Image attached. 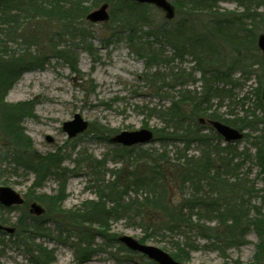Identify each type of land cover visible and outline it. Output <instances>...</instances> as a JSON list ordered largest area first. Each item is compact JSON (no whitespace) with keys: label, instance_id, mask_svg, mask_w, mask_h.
I'll use <instances>...</instances> for the list:
<instances>
[{"label":"rangeland","instance_id":"374dc122","mask_svg":"<svg viewBox=\"0 0 264 264\" xmlns=\"http://www.w3.org/2000/svg\"><path fill=\"white\" fill-rule=\"evenodd\" d=\"M65 1L69 3L65 4L68 8L70 5L75 7V3L70 4L71 0ZM169 1L174 5V16L170 20L153 5L134 7L136 12L145 11L147 18L137 23L136 32L132 34L128 33L126 24L119 22L122 17L119 8L126 5L122 0H82L81 4L88 7V11L82 19L74 16L76 22L72 25L76 28L71 32L55 17L44 18L42 11H38L36 18L20 21L21 41L2 44L3 48L36 53L43 60L41 66L30 64L21 72L8 89L4 102H26L31 108V115L21 121L23 132L29 139L28 154L56 153L59 163L54 173L39 186H33L34 174L10 160L11 146L0 130V149L6 152L5 160L0 161V186L10 187L24 199L18 208L0 205V224L14 229L10 234L0 232V264H36L35 253L26 250L36 246L50 250L52 261L49 264H157L118 242L117 237L122 235L138 240L143 238V243L158 247L172 257L178 254L176 260L182 264H255L263 261L264 251L259 250L257 244L264 234L260 236L254 226L245 228L242 243H230L229 236L220 231L223 226L219 225L218 219L213 214H206L210 211L205 212L200 205L184 207L186 203L183 202L192 194L202 196L204 200L201 202L213 201L211 197L217 194L215 180L229 183L236 173L242 178L241 183L237 191L229 193L230 196L237 202L243 201L248 217L255 215L252 205H258L264 211L260 198L264 193V172L255 157L256 147L252 145L264 141V124L258 121L263 119L264 122V102L261 99L264 69L250 66L251 56L244 57L248 62L246 71L242 73L240 69H234L230 70L228 78H212L210 84L215 91L211 90L205 101L202 92L206 93L210 84H204L190 48L186 47L182 55H175L177 52L166 43L160 31L173 30L185 16L182 7L174 0ZM102 3L108 4L109 19L104 22L87 20L86 14ZM215 5L217 12L230 18L244 9L236 0H218ZM42 7L46 8V5ZM260 12L264 17V5L255 8L253 3L250 14ZM242 17L243 27L250 30H245L242 36L249 42L250 34H255L256 46V35L264 31L256 20ZM192 18L199 20L194 21L198 25L196 31L203 30L206 23L202 21V15ZM247 33L250 36H245ZM129 38H134L135 45ZM217 43V56L221 58L218 68H225L236 53L229 44L219 39ZM145 45L147 50L141 49ZM54 47L61 52L57 53ZM243 51H248L247 48H242L241 54L249 56V52ZM152 52L161 56H157L156 64H145V56ZM258 53L261 54L259 50ZM67 54L76 60V64L67 62ZM248 71L251 72L247 74ZM175 73H179L177 79L173 77ZM187 91L195 97V102L199 100L200 103L202 113L193 118L198 125L201 124L199 118L212 119L209 116L212 114L235 128H239L241 119H250V125L243 127L241 139L226 143L208 125L198 127L187 121L191 128L201 130L200 134L208 138L213 167L205 174L206 179L198 183L194 181V187L170 177L168 184L162 181L166 194L162 205L173 211L184 207L182 212L186 217L179 221L180 227L167 230L160 227L162 209L146 200H153L158 195H148L151 188L143 185L127 187V184L132 180L130 177L151 175L153 162L173 168L171 164L177 163L179 155L197 161L204 146L196 142L185 145L177 139H160L163 132L172 130L163 115L164 109L169 107L173 97L178 98ZM188 106L186 108L190 110V104ZM75 113L88 122V127L74 137H68L62 130V122L71 120ZM140 128L150 129L156 138L131 147L109 141L120 131ZM179 133L190 136L189 133ZM47 136L52 141H48ZM221 148L225 151L219 154ZM233 156L226 168L224 163ZM96 161L100 164L94 167ZM232 165L235 170L229 169ZM51 169L53 172L54 168ZM197 187L198 192L194 190ZM55 196H60L61 200L52 205L50 199ZM95 201L104 203L106 211L124 202H134L131 206L134 210L114 214L105 212L100 219L83 223L92 233L91 238L94 237L93 249L87 260L78 263L75 243L77 234L84 228H73L79 226L72 216L74 218L75 212H81L84 205ZM31 202L44 209L38 217L45 224L34 232L30 231L31 228L26 232L23 231L25 227L16 224L15 220L26 215L27 225L35 223L32 217L37 215L28 211ZM221 204L222 201L220 207Z\"/></svg>","mask_w":264,"mask_h":264},{"label":"trees","instance_id":"16d2710c","mask_svg":"<svg viewBox=\"0 0 264 264\" xmlns=\"http://www.w3.org/2000/svg\"><path fill=\"white\" fill-rule=\"evenodd\" d=\"M97 1L98 0H96V2ZM122 1H124L126 5L124 7L120 6L119 8V13L122 16H120L121 20L119 22L126 24L128 26V33L132 34L134 31L136 32V26L138 25L137 23L141 22V19H146L147 16L145 11L136 12L134 10V7L140 6L138 3L130 0ZM217 1L218 0H174L175 4L183 8L185 16L173 30L160 29L166 43L172 46L173 49H175V52H177L175 55H182L186 47L190 48V54L193 56L194 62L201 72L202 80L204 81L205 85L207 82L209 85L212 82V78L230 77V70L240 69L242 73L245 72L247 69L246 64H248V62L246 61L247 58L244 57L249 58L251 56V62L249 63L250 66L257 65L264 69V56L258 53V48L254 45L255 34H250L251 40L249 42L245 40L246 38H244V36H242V33L245 30L250 32L249 29L244 28L242 25V15L244 17L248 16L251 19L256 20V23H259L257 25H260L261 29H263L262 31H264L263 14L261 12L256 13L257 15H253L252 13L250 14L251 5L254 3V7L257 8L259 5H264V0H236L239 3V6H243L244 9L242 13L234 15L231 18L223 17V13L217 12L218 10L216 9L215 5ZM63 2L64 4H62ZM66 3L68 2L65 0H0V130L3 136L9 140L8 145L11 146L10 160L14 162L16 166H21L34 174V181L32 182L33 186H39L49 174L54 173L56 169H58L57 167L59 163V157L56 153L40 155L32 152L28 154V150H30L29 139L23 132L21 121L23 118L31 115V108L26 102L6 104V102H4V97L8 89L24 69H27L30 64L41 66V64H43V60L41 56L36 53H29V51H26L25 49L20 51L16 49L3 48L2 44H7L11 41L15 42L18 39L21 41V36L19 34L21 26L20 21L23 18L26 20H32L36 18L35 13H38V11H42L44 18L51 16L55 17L58 21L64 23V28L66 30L71 32L72 29L76 28L74 25H72L76 22L74 16L76 15L78 18L82 19L84 14L88 11V7L81 4L82 0H71L70 4L75 3V7L70 5L68 8L65 5ZM59 4L62 6H59ZM43 5H46V8L42 7ZM195 15H202V21L206 23L203 30H201L202 32L196 31V27L198 25L194 21L199 20L192 18V16ZM68 25L72 27H69ZM248 35L249 33H247L245 36ZM129 39L135 45L134 38ZM218 39L221 42L229 44L233 49L234 54L236 53L235 57L230 60V64L225 68H218L219 64H217L221 61V58L217 56ZM146 47V45L142 46L141 49L147 50ZM242 48L248 49V51L243 52H249V56H246V53L245 55L242 53V57ZM55 51L57 53L61 52L56 48ZM152 53L153 54L149 53L145 56V64H156L157 58L161 56V54L155 52ZM67 57V62L69 64H76V60L73 57H69L68 54ZM250 72L251 71H248L247 74ZM208 74L210 76L206 78V75ZM177 76L179 77V73L173 77L177 79ZM211 90L214 89H212L210 84V86L205 89L206 93L202 92V98L205 99V101H207L206 99L211 93ZM189 94L190 92L187 91L181 93L178 98L173 97L169 107L164 109L163 115H165V119L168 121L166 122L169 124L172 130L170 132H163L162 138L160 139H167L171 141L177 139L185 145L191 142H196L201 146H204L197 161L191 160V157L179 155L176 159L177 163L171 164L173 165V168L167 166L164 167V164L152 161L153 168L151 169V175H143L141 178L130 177L132 180L128 182L127 187L130 185L138 186V184H140L147 189L151 188L147 193L148 195H152L154 193L158 195L157 197L153 198V200H150L151 198L149 200L147 198L146 200L150 205H155V207L162 209L163 221H161L160 224L162 229L172 230L180 227L182 224H180L179 221H184L186 218L185 214L182 212L183 208L187 205H200L203 210H205V212L210 211L206 214H213L214 217L218 219L219 225L223 226L220 231L229 236L230 243H242L243 240L241 238L243 237V232L245 228L250 225L254 226L258 234L262 236V234H264V211L261 210L260 206L252 205V208L255 210V215L253 218L248 217V214L244 212V207H246V205L242 204L243 201L240 200L237 202L238 200L234 197L232 198L229 194L237 191L241 183L240 179L242 178H239L236 173L233 177L234 180L229 183L215 180L214 190L217 194L214 197H211L213 201L205 200L204 202H201L204 200L201 198L202 196L196 197L194 194H192V197L184 199L183 204L186 203L184 207H180L179 209H176V211L166 209V205H162V201L166 199L162 181L164 184L165 182L168 184V177H170V179L172 178L181 183L188 182L194 187V181L198 183L201 180L206 179L205 174H208L213 167L212 161L214 158L212 157V152L208 150L207 147L209 144V140H207L208 138L206 135L200 134L201 130L197 131L193 127L191 128L190 124L187 122L190 121L195 123L193 118L202 113V110L199 108V100L198 102H195V97ZM189 104L191 109L187 110L186 106ZM209 116L212 119L226 123L225 119H219L214 114ZM241 120L242 123L238 125V129L241 130L243 127L250 125V119L247 121H245V119ZM258 121L260 124H264L263 119H259ZM194 125L200 127V125L197 123ZM179 132L187 134L189 133L190 136H185ZM155 138L156 136L153 137V140ZM252 145L256 147L257 152L255 157L257 159L258 165L264 172V141L262 140L256 143L253 142ZM223 151H225L224 148L218 150L219 154H222ZM5 154L6 152H3L2 149H0V161L5 160ZM158 155L160 156L162 154ZM161 158L162 157H160V160ZM233 159L234 156L233 158H230L229 161L224 163L226 168L231 164ZM99 164L100 161H96L94 167L99 166ZM51 168H54L53 172ZM229 169L235 170V166ZM155 174H159L160 176ZM194 190H197L198 192L199 189L197 187V189L195 188ZM244 193L246 194V192ZM99 198L101 201L102 197L100 195ZM260 198L261 204L264 206V193L260 194ZM154 199L157 200V202H155L156 204H154ZM60 200V196H55L54 198L50 199V203L53 205L55 201L58 203ZM117 200L118 198L115 199L114 202ZM220 201H222L221 207L219 206ZM133 204L134 202H124L123 204H119L116 207L111 208V210L106 211L104 210V203H100L99 201L89 202L87 205H84L81 212L74 213V218L71 215L74 223L78 224L79 226L78 228H73L78 230L80 228H84L81 229L77 234V242L75 243L76 247L74 253L78 263H82L83 261L87 260L91 256V249H93L92 244L94 237L91 238L92 233L85 229L86 227L83 225V223H90L96 218L100 219L99 217L105 212H111L113 214L119 212H132L134 210V208H131V206H134ZM141 205L142 203H140V206ZM10 208H18V206ZM68 216L69 215H67V217ZM24 217H26V215ZM24 217H17V220H15L16 224L25 227L23 231L27 232L28 229L31 228L32 230L30 231L34 232L38 229H41L45 224L38 216H33L32 219L35 221V223L32 226L31 224L27 225ZM139 241L144 242L145 240L142 238ZM257 248L261 251H264V236L263 238L261 237V240L257 244ZM26 250L29 253H35V259H37L35 260L36 264H49L50 261H52V254L50 253V250H47L41 246H36L31 249L26 248ZM173 258H179V255L176 254V256ZM262 260L264 261V258H262Z\"/></svg>","mask_w":264,"mask_h":264},{"label":"water","instance_id":"95a60500","mask_svg":"<svg viewBox=\"0 0 264 264\" xmlns=\"http://www.w3.org/2000/svg\"><path fill=\"white\" fill-rule=\"evenodd\" d=\"M138 3L152 4L156 8L160 9L166 19H171L174 16V6L168 0H133ZM107 3L101 4L98 8L88 12L86 19L91 22H104L109 18L107 12ZM257 48L264 56V33L261 32L256 37ZM261 99L264 102V87L261 92ZM201 124L210 125L217 134H219L224 141H235L241 139L242 132L238 129L227 125L218 120H205L199 118ZM88 126V122L83 120L81 116L75 113L71 120L64 121L62 123V130L65 131L68 137H74L76 134L83 132ZM153 133L147 128H140L136 130H123L110 138L113 143L120 144L122 146H132L135 144H144L152 140ZM48 141L52 139L47 136ZM24 202L23 198L15 192L13 189L7 186H0V203L4 206L21 205ZM44 209L36 202H32L29 205V212L34 215H41ZM0 230H4L7 233L13 232L12 227L3 226L0 224ZM117 240L123 243L128 249L144 254L149 259L157 262L158 264H182L175 260L170 254L161 250L153 245H147L139 242L137 239L130 236L122 235L117 237ZM255 264H264L262 261H257Z\"/></svg>","mask_w":264,"mask_h":264}]
</instances>
